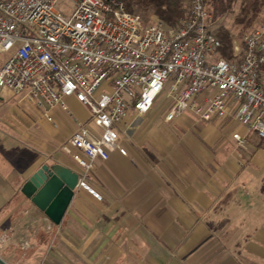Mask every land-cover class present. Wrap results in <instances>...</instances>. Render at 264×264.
Segmentation results:
<instances>
[{
	"label": "crops",
	"instance_id": "crops-1",
	"mask_svg": "<svg viewBox=\"0 0 264 264\" xmlns=\"http://www.w3.org/2000/svg\"><path fill=\"white\" fill-rule=\"evenodd\" d=\"M68 115L26 94L0 100V258L7 264H264V146L233 115L171 122L132 112L121 125L128 154L97 159L59 224L22 191L42 166L80 173L66 147L89 112ZM186 124V127L180 124ZM166 125L170 128L167 129ZM163 128V129H162ZM248 136L243 149L233 132Z\"/></svg>",
	"mask_w": 264,
	"mask_h": 264
},
{
	"label": "built area",
	"instance_id": "built-area-1",
	"mask_svg": "<svg viewBox=\"0 0 264 264\" xmlns=\"http://www.w3.org/2000/svg\"><path fill=\"white\" fill-rule=\"evenodd\" d=\"M207 2L189 0L188 16L170 26L157 16L146 21L120 0H0V51L10 53L0 67V100L5 89L26 94L53 123L57 108L74 114L68 97L87 108L66 148L82 168L77 187L98 200L88 182L95 161L115 150L128 154L121 125L132 112H149L162 93L171 99L166 122L231 114L264 146V6L261 23L234 42L235 58L216 60L222 42ZM232 137L248 147L247 135Z\"/></svg>",
	"mask_w": 264,
	"mask_h": 264
},
{
	"label": "water",
	"instance_id": "water-1",
	"mask_svg": "<svg viewBox=\"0 0 264 264\" xmlns=\"http://www.w3.org/2000/svg\"><path fill=\"white\" fill-rule=\"evenodd\" d=\"M78 181V172L58 165H44L25 182L22 191L52 221L59 224ZM0 264L7 263L0 258Z\"/></svg>",
	"mask_w": 264,
	"mask_h": 264
},
{
	"label": "rangeland",
	"instance_id": "rangeland-1",
	"mask_svg": "<svg viewBox=\"0 0 264 264\" xmlns=\"http://www.w3.org/2000/svg\"><path fill=\"white\" fill-rule=\"evenodd\" d=\"M264 6V0H232V4L230 7V10L227 14L220 16L216 19H214L213 14H211V27L214 32L217 33L218 30H223L229 32V34L232 36L233 41L236 43L241 42L243 36L248 31L252 30L256 26H258L261 23V12L263 10ZM211 5L208 4V8H210ZM60 9H64V3L61 2L59 4ZM187 10H189V1L187 4ZM153 16L156 15H149V16H142L146 21H150ZM241 18L242 21L239 22L237 19ZM222 48L220 47L217 50H215V59L223 58L222 55ZM234 53V50H233ZM10 53L2 52L0 51V67L5 62V60L8 58ZM235 58V55H233L232 59ZM171 104V99L166 95V93H162L159 95V97L156 100L155 106L152 108V110L144 117L148 121H155L162 117L168 106ZM182 127H186V124H180ZM91 127L95 129V126ZM166 128L169 129L170 126L166 125ZM163 129V128H162Z\"/></svg>",
	"mask_w": 264,
	"mask_h": 264
},
{
	"label": "trees",
	"instance_id": "trees-1",
	"mask_svg": "<svg viewBox=\"0 0 264 264\" xmlns=\"http://www.w3.org/2000/svg\"><path fill=\"white\" fill-rule=\"evenodd\" d=\"M130 12L138 13L141 16L156 15L170 26H176L188 16L187 4L189 0H120ZM208 4L211 5L208 8ZM232 0H208L207 10L214 19L228 13ZM239 22L241 18L237 19ZM209 22H211V14ZM222 42V55L225 59H232L234 53V41L227 31L218 30L215 32ZM264 69V67H263Z\"/></svg>",
	"mask_w": 264,
	"mask_h": 264
}]
</instances>
